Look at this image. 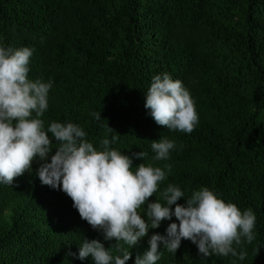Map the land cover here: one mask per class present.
Here are the masks:
<instances>
[{
	"label": "trees",
	"instance_id": "obj_1",
	"mask_svg": "<svg viewBox=\"0 0 264 264\" xmlns=\"http://www.w3.org/2000/svg\"><path fill=\"white\" fill-rule=\"evenodd\" d=\"M0 45L34 49L29 79L53 82L45 127L77 124L98 150L100 140L118 136L110 147L133 159V171L141 163L171 165L161 191L173 184L188 198L208 187L254 212L256 238L238 249L244 260H205L182 240L175 254L161 244L157 264H264V0H0ZM163 73L181 80L195 101L199 123L191 134L158 126L145 108L153 77ZM97 112L100 121L91 115ZM162 137L176 148L156 162L151 142ZM141 151L145 161L133 155ZM40 163L13 185L0 184V264H95L77 258L84 238L105 248L117 241L82 220L62 190L41 184ZM173 222L150 229L127 264Z\"/></svg>",
	"mask_w": 264,
	"mask_h": 264
},
{
	"label": "clouds",
	"instance_id": "obj_2",
	"mask_svg": "<svg viewBox=\"0 0 264 264\" xmlns=\"http://www.w3.org/2000/svg\"><path fill=\"white\" fill-rule=\"evenodd\" d=\"M33 51L0 45V184L13 185L16 178L31 173L33 162L39 160L36 175L41 184L62 190L82 220L101 231L105 240L117 241L105 248L99 240L84 238L78 251L80 260L91 257L95 264H127L132 258L129 249L150 229H158L173 217L178 223H170L166 235L153 234L149 249L136 256L135 264H157L161 244L175 254L182 240L195 244L205 260L213 255L246 258L247 252L238 249L256 238V216L251 209L242 211L235 203H226L208 187L188 198L173 184L161 191L159 186L171 172V165L141 163L133 171V159L110 147L118 136L100 140L98 150L77 124L54 121L45 127L42 117L49 107L53 82L29 79ZM145 108L158 126L170 132L191 134L199 123L189 90L168 73L153 77ZM91 115L96 121L102 119L99 112ZM175 148V142L167 137L151 142L153 161L169 160ZM133 155L143 161L148 157L145 151ZM154 195L157 202H149ZM181 198L186 204L178 203ZM146 204L147 221L141 214Z\"/></svg>",
	"mask_w": 264,
	"mask_h": 264
}]
</instances>
